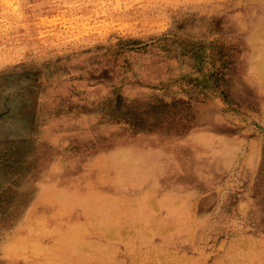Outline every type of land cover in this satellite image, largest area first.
<instances>
[{
	"label": "rangeland",
	"instance_id": "1",
	"mask_svg": "<svg viewBox=\"0 0 264 264\" xmlns=\"http://www.w3.org/2000/svg\"><path fill=\"white\" fill-rule=\"evenodd\" d=\"M257 5L0 0V264L45 256L4 251L26 233L22 217L49 214L39 185L85 192L91 178L114 193L100 162L128 147L162 166L149 178L188 189L192 222L153 231L132 217L114 239L90 224L84 240L102 244L83 263L227 264L248 241L264 246V84L247 40ZM40 239L44 252L53 237Z\"/></svg>",
	"mask_w": 264,
	"mask_h": 264
},
{
	"label": "bare ground",
	"instance_id": "2",
	"mask_svg": "<svg viewBox=\"0 0 264 264\" xmlns=\"http://www.w3.org/2000/svg\"><path fill=\"white\" fill-rule=\"evenodd\" d=\"M255 1L258 2L253 10L255 21L253 29L249 33L247 30V40L253 48L250 67L256 79L264 84V0ZM151 158L149 154L129 147L105 156L100 162L103 169L99 172V181L113 185L114 193L98 189L91 178L87 180L85 192L56 189L51 184L39 185L35 199L49 204V214L36 215L32 219L26 216L27 223L22 217L26 233L12 237L4 251L9 256L17 255L23 249H30L35 255L40 252L45 254L41 264H85L82 262L85 258L82 249L102 244L100 240H84L90 224L100 236L109 239L118 237L115 231L130 222L132 217L154 221L153 231L163 225H167L164 226L166 229H185L194 216L188 211L193 204L186 196L188 189L149 178L156 171H163L160 164H152ZM76 208L83 213L82 219L72 216ZM162 209L167 213H162ZM195 223L196 227L202 225L200 221ZM41 233L53 237L44 252ZM167 238L164 236L163 244L167 243ZM227 264H264V246L248 241L247 252L243 256L231 255Z\"/></svg>",
	"mask_w": 264,
	"mask_h": 264
}]
</instances>
